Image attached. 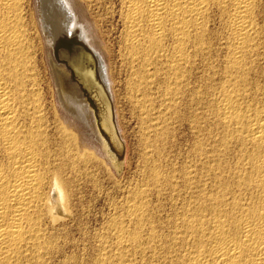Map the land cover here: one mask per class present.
I'll return each instance as SVG.
<instances>
[{"label": "bare ground", "instance_id": "bare-ground-1", "mask_svg": "<svg viewBox=\"0 0 264 264\" xmlns=\"http://www.w3.org/2000/svg\"><path fill=\"white\" fill-rule=\"evenodd\" d=\"M118 2V7H114L112 4L109 6L110 3L105 6L103 0H38L36 18V12L31 9L29 0H0V264L48 263L45 259L52 253L51 249L57 242V240L54 242V236L49 233V229L58 227L67 217H73L70 210H72V201L76 200L74 197L78 195L75 196L74 183L78 175L82 174L80 171L82 167L78 168L80 165L86 163L85 167L95 169L101 163L116 174H120L124 168L127 145L117 121L113 90L115 70L112 71V67L110 69L109 53L103 47L102 39L95 35V31L98 30L96 22L88 24L83 20L88 17L91 10L94 13L93 9L100 7L103 8V12L100 10L102 14L95 13L94 16L91 13L92 17L97 19V24L98 22L104 24L107 20L113 22L117 18L118 26L121 28L119 39L117 38L118 55L115 57L119 65L116 68L118 69L119 66L122 76L126 77L124 82L128 96L126 99L146 116V126L141 122L140 124L144 126L141 127L142 132L145 131L148 136L145 141L147 151L155 145H158L156 150L158 153L160 147L163 148L164 135L169 133L167 131L169 113L172 109L174 111V108L176 112L178 111L179 108L176 107L183 97H188L190 101L186 99L185 102L188 100L191 108L193 106V111L191 110L193 116L190 118L188 116L189 119L193 118L192 123L195 126L193 129H197L200 134L206 132L208 135L205 134L207 138L201 135V139L204 136L205 141L201 142L197 139L196 146L194 142L195 152L190 151L195 153L192 154L198 159L194 163L195 169H201L203 174L197 175L198 173L195 172L194 176L195 173L191 174L188 172L189 169L184 172V167L181 166L183 168L181 179L185 186L182 183L180 185L185 187L186 192L183 191L182 195L179 194L180 192L177 194L181 197L187 193L189 197H183V200H180L182 203L178 200L177 202L181 203L178 204L179 206L172 202L175 198L173 200L169 198L170 202L177 206L174 207L175 209L171 208L176 210L177 218H171L175 221L171 224L166 221L170 224H167L170 229L169 234L163 235V232L166 233L162 231L163 229L162 234L159 232L160 223H164L165 218H161L163 222H160L158 219L160 214L157 216L149 208L151 205H148L153 187L157 189L153 190V193L159 191L156 195L160 197V191L165 184L169 185V188L174 185L169 179L172 176L171 172L169 173L171 176L167 177L168 172L162 174V170L156 168L159 163L168 165L167 156H162L160 152L161 156L166 158L163 159L166 162L157 160V164H154L156 167L148 168L151 171L147 177L153 187L144 188L143 183L141 184L143 188L140 184V188L138 185L137 189L134 187L135 192L129 194H132V197H129L131 199L125 208L126 211L124 210V217L121 214L123 218H119V215L113 219V215L110 217L113 219L112 226L110 223V226L105 224L110 228L113 227L106 243L111 237V243H114L113 246L117 251H114L115 254L109 253L111 255L105 253L102 260L98 258L99 262L96 263L133 264L127 256L134 258L140 255L143 258L149 254L147 261L143 260L144 258L140 260L145 261V264H264V107L256 106L257 97L250 98L252 91L247 92V84L252 82V80L248 82V77L254 68L256 61L254 58L258 57L261 45H264L260 42L261 34L264 35V31L261 32L263 27L261 25H264L261 24L262 20L264 21L261 11L264 0H119ZM215 23H218L219 27H214ZM212 27L216 30L217 27L221 29L223 38H220L219 42H222L219 45L226 51L221 62L224 65H218L222 67L219 70L223 74L222 83L217 80L221 83L220 92L215 89L216 87L213 88L218 91L216 96L219 98L214 96L218 100H214V97L210 100L209 91L212 88L210 89L209 85L215 84L206 82L211 74L208 67L211 69L213 41L217 40V33ZM37 39L44 41L49 48L45 49L44 43L40 48L42 51L38 50ZM44 50L48 57V67L54 86L55 103H50L54 106L52 107L56 119L54 125L49 123L50 119L49 121L47 119L49 109L46 106L45 89L42 87L40 76H37L39 71L37 64L40 59H38V51L42 53ZM216 50L215 52L218 51ZM216 54L219 58L220 53ZM262 57L264 59V55ZM196 66H201L203 69L201 76L197 75V78L200 76L202 82L207 83L203 82L204 85L201 83V87L198 88L195 87L196 83L194 87L189 86L191 73L194 72L192 70ZM260 71L258 72L264 73ZM120 76L118 78H121ZM216 84L218 85V82ZM256 88L259 89L258 85ZM253 98L256 100L253 101ZM197 108L209 112L213 118L206 114L209 118L205 119L199 109L200 113L196 112ZM129 109L131 110V107ZM60 110H63V113ZM174 117L171 116V119ZM210 118L214 125L210 122ZM176 120L179 123L181 121ZM172 129L170 130L174 131V135L175 130ZM212 129L218 131L215 136L213 135L215 131ZM198 131L195 130V133ZM211 131L214 132L212 135L208 133ZM168 135L170 136V133ZM197 135L195 138H200ZM170 140H165L167 141L165 147L170 145L168 144ZM95 143H98L100 148ZM170 151L172 152V149ZM148 152L144 154L147 157V160H144L146 163L149 158L151 160L154 157H152L154 152L151 151L153 154ZM166 154L170 156L171 153ZM154 159L151 162H154ZM157 159L160 160V157ZM188 159L191 161L190 158ZM174 161L172 159V162ZM151 162L149 161L150 165ZM172 167L171 171L175 168ZM188 167L190 168V165ZM84 170L83 174L88 178L90 176V180L93 181L94 174L87 169ZM181 172L179 170V173ZM145 173L144 175H148ZM174 177L171 178L175 179ZM177 178L180 180L179 176ZM95 181L97 182V179ZM75 184L77 185V182ZM175 184L178 187L177 183ZM177 187H174L176 191ZM79 190L81 189L78 188ZM163 198L168 199L166 196ZM77 206L79 207V204ZM87 214L91 215L88 212ZM127 226H132V229L130 227L128 229ZM86 227L88 225H85ZM70 228L73 229L74 226L72 228L71 225ZM62 229L64 232V227ZM105 229L108 230V227ZM55 231L56 229L53 232ZM75 241L78 242L76 239ZM103 244L105 248L110 246L108 245L110 243L107 244L108 247L104 242ZM57 250L58 248L56 252L61 251ZM51 255L54 254H50V259L59 254L56 253V256L52 257ZM72 258L76 259L75 256ZM62 259L67 261L71 258L69 256ZM94 262L90 263L94 264Z\"/></svg>", "mask_w": 264, "mask_h": 264}, {"label": "rangeland", "instance_id": "rangeland-1", "mask_svg": "<svg viewBox=\"0 0 264 264\" xmlns=\"http://www.w3.org/2000/svg\"><path fill=\"white\" fill-rule=\"evenodd\" d=\"M104 1V5L105 6H110L111 4L112 5H114V7H118V4H119V0H103ZM106 1V2H105ZM29 2H31V9L33 10V12H36L35 13V17L37 18V16H38V13H37V5H38V0H29ZM107 3H110V4H108V5H106ZM32 5H33V7H32ZM35 7V8H34ZM102 9L103 8H94L93 9V12L94 13H92V10H91V12H90V14H89V12L87 13V15H88V17L87 18H84L83 20L85 21V22H87L88 24H93V21H94V23L97 25V27H98V30L97 31H95V35L96 36H99L101 39H102V41H103V43H102V45H103V47L105 48V50L107 49V51H108V59H109V62H110V69H112V71L113 70H115V71H113V75L114 76H116L115 78H114V81H113V90H114V97H115V105H116V111H117V121H118V125H119V128H120V130H121V134L123 135V138L125 139V142H126V145H127V153H126V159H125V164H124V168H123V170H122V172L120 173V174H116L115 172H113V171H111L110 170V168L109 167H107V166H105L104 164H98V166H100V167H98V166H96L95 167V169L93 170L91 167H90V169L92 170H90L89 169V167H85V164L83 165V166H79L78 168L80 169L81 167V172H82V174H76L75 173V175H78L79 177H77L78 179H75V183L77 182V185H78V183H79V185L77 186L75 183H74V187H76V188H74V192H76L75 193V196L76 197H74V198H76V200L74 199L73 201L74 202H76V201H78V202H76L75 203V205H74V202L72 201V210H70V212L72 211L73 212V214H72V212H71V215L73 216L72 218H70L71 216H69V217H67V221L66 220H64L63 222H61L59 225H58V227L60 228V229H62L63 227H64V232L65 231H67V233L65 234L64 232H62L63 231V229L61 230V231H59L60 229H58V227L56 228V227H48V228H50L49 229V233L50 234H52L54 237V242H56L55 240H57V244L56 243H54V247L51 249V252L52 253H50V254H54V255H51V257L52 256H56V253L57 254H59L57 257L59 258V259H57V257H52L51 259H50V254L49 255H47V256H49V257H47L46 259H45V261H47L48 263L47 264H49L50 262H52L53 264H56L57 262V264H61V263H63L64 261H65V263H63V264H93V263H90V262H94V264H98V263H96V262H99V260H98V258H100V260H102V258L105 256V253H106V255H111V254H115L114 253V251H117L116 250V247H114L115 245H114V243L112 242L111 243V237L109 238V242L107 241V243H106V240L108 239V235H110L111 236V234H112V229H113V227H109L110 225H111V223L113 224V219H115L116 218V216L117 217H119V215H120V217L119 218H123L124 217V215H125V211H126V207H127V205L129 204V202H130V199L131 198H129L130 196L132 197V194L131 195H129L130 193H133L132 191H134L135 192V188L137 189L138 187L140 188V186H141V184H142V186L145 188H148V187H153V185H150V183H149V180H148V177L147 176H149V172L151 171V170H149V169H152L153 167H156V168H158V170H162L161 171V173L162 172H168L167 174L168 175H166V173H165V175L167 176V177H169V176H171V174H172V176L171 177H174V176H176L177 174H179V175H177V176H179L180 177V180H178L179 178H177V176H176V180H178L177 182H176V180L175 179H172L171 177H169V179H171L173 182H174V185L172 186V187H168L169 185H167V184H165L163 187H162V189H161V195H160V193H159V195H160V197L159 196H157L156 195V192L158 193L159 191H154L155 193H153V190H157L156 188L155 189H151V188H148V189H151V193H150V195H149V198H148V205L150 206L149 208L151 209V211H153L157 216H159V214H160V216L158 217V219L160 220V222H163V219H164V223H160V228H159V232L161 233L162 231H166V233L165 232H163L164 234L163 235H167V233L169 234V232H170V229H169V226L168 225H170L171 223H173V221H175V220H173V219H175V218H177L176 217V210H174L177 206H179L181 203H182V201H180V200H183L182 198L183 197H189L188 195L189 194H187V196H186V194H185V196H184V194H183V196H181L180 197V195H182V192L185 190V187H182L183 185H184V181H183V179H181L182 177H183V168L182 167H184V172L185 171H187V169H189L188 170V172H191V174H194L195 172L196 173H198L197 175H202L203 174V172L201 173V169H195L196 167V165H194V163H196V161H198V159H197V157H195L193 154H195V153H193V152H195V149H194V147L196 146V142L197 141H200L201 140V142H203L202 140H204L205 141V138H207V133L205 132H202V133H204V134H200V132L197 130V129H193V128H195V126H194V124L192 123V119L193 118H191V119H189L190 117H192L193 116V113L191 112V110H192V108H193V106H192V108H191V105H189V103L186 101L185 102V100L186 99H189L188 97H183L182 99H181V102L179 101V103H178V106L176 107L177 109H178V113L176 112V110H175V108H174V111H170V113H169V115H170V118H169V127L167 128V131L170 133V136H172L173 135V132L174 131H171L170 129L171 128H173L172 130H175V134L170 138V136L168 135L169 133H167V131H165L166 133H167V135H164L165 137H164V144L162 145L163 146V148H161L160 147V150H159V153H158V151H156L157 150V147H158V145H155L154 146V148H149L148 149V151L150 152V153H152V152H154V154L152 155V159L151 160H149L148 159V161H147V163L145 162L146 160H147V157H146V155H144V154H147V149H146V144H145V141H146V139L148 138V136H147V134H145L146 132L145 131H143L142 132V128H144V126H146V116L144 115V114H142V112H140V111H138V109L135 107V105H133V103H131V101L130 100H128V99H126V98H128V96H127V88L125 89L124 87H126V85L124 84V82H125V79H126V77H125V75H123L122 76V74L123 73H121L120 72V69H119V66H118V69L116 68L117 67V65H119V62H118V59L116 58L117 57V55H118V52H117V50H118V39H119V31H120V27L118 26V23H117V18L115 19V21H109V20H107V21H105L104 22V24L103 23H99L98 22V24H97V19H95V13H97V15H98V13L99 14H102L101 13V11H102ZM96 10H98V11H96ZM101 10V11H100ZM262 19H264V2H263V4H262ZM103 12V11H102ZM94 14V16L92 17V14ZM90 16V17H89ZM94 18V19H93ZM92 19V20H91ZM109 21V22H108ZM264 24V21L262 20V22H261V24ZM215 25V26H214ZM213 26L214 27H216V26H218L219 27V25H218V23H215ZM261 26H263V27H261V32H263L264 31V25H261ZM115 27V28H114ZM214 27H212V30L213 31H216L215 33H217V35H216V37H217V40H215L214 39V44H213V58H214V60H217V59H219V60H221V61H214L213 60V58H212V60H211V65H210V67H211V69L208 67V70H210V72L209 73H211V74H209V77H208V81H206L207 83H209V82H214V84L215 85H213V83L212 84H210L209 86H211L210 87V89H211V91H209L210 92V100H211V98L213 99V97L214 96H216V95H218V91L220 92V85L219 84H221L222 83V81H223V74H222V72L219 70V69H222V67H220V66H222V65H224V64H222L221 62H223V60H224V57H225V52L226 51H224V49H222L221 48V46L219 45L222 41H220L219 42V40H221L223 37H222V35H221V29L220 28H218L217 27V30H216V28L215 29H213ZM118 28V29H117ZM113 29V30H112ZM220 29V30H219ZM107 30V31H106ZM112 31H113V33H112ZM117 31V32H116ZM106 32H108V33H106ZM114 32H115V34H114ZM264 33V32H263ZM109 34V35H108ZM108 35V36H107ZM112 35V36H111ZM218 35H221V37L220 36H218ZM263 34H261V41L260 42H262V44L264 43V35L262 36ZM110 36V37H109ZM117 36V37H116ZM118 38V39H117ZM221 38V39H220ZM100 39V40H101ZM107 39V40H106ZM109 39H110V41H109ZM38 40H40V39H37V43H38V45H39V49L38 50H40V48H41V46H42V44H44L45 42L44 41H39L38 42ZM112 40V41H111ZM115 40H116V42L117 43H115ZM109 41V42H108ZM215 41H218L217 43L215 42ZM218 44V45H217ZM45 45L46 46H44V48L45 49H48L49 47H48V45L45 43ZM111 45V46H110ZM106 46V47H105ZM113 46V47H112ZM116 46V47H115ZM215 46H217V47H215ZM264 47V45H261V48H260V52H259V55H257L258 57H256V58H254V60L256 59V61H254L255 63H254V65H253V67L255 68V69H257V70H255L253 67V71L254 72H256V73H254L252 70H251V72H250V74H249V77H248V82H251V81H249V80H252V82H251V84L250 83H248L247 85H248V90L246 89V86H245V89L247 90V92L248 93H250L251 91V95H250V98H252V97H254V98H256V99H252L253 101H255V104H256V106H258L259 108H262V107H264V92H262L261 93V91H264V90H261V89H264V73L262 74V73H259L258 71H262V72H264V70H262L263 68H264V59H263V55H264V49H263V47ZM116 49H115V48ZM215 48V49H214ZM218 51H217V50ZM222 49V50H221ZM262 49V50H261ZM215 50L217 51V52H215ZM40 51H42V50H40ZM111 51V52H110ZM115 51V52H114ZM223 51V52H222ZM263 52V53H262ZM41 53V52H40ZM39 53V51H38V59L40 60H38V66H37V70L39 69V71H40V73H38L39 71H37V76H40V78L39 77H37V78H39L40 79V81L41 82H43V83H41L42 84V87L45 89V96H46V106H47V108L49 109V110H47L48 111V113H47V115L49 116V117H47V119H48V121H49V119H50V121H49V123H51V124H53L54 125V122L56 121V119H55V117H54V114H53V110H52V107H54L53 106V104L55 103L53 100H55L54 99V97H53V84H52V77H51V72H50V69H49V67H48V57H47V55H45L46 53H45V50L40 54ZM113 53H115V54H113ZM216 53H220V54H222L223 53V55H221L220 56V54H219V58H218V54H216ZM261 53V54H260ZM40 54V55H39ZM111 54H112V57H111ZM217 55V57H216V55ZM115 55H116V57H115ZM261 55V56H260ZM260 56V57H259ZM42 57V58H41ZM221 57V58H220ZM44 58H45V60H44ZM114 59V60H113ZM117 59V60H116ZM261 59V60H260ZM263 59V60H262ZM44 60V61H43ZM258 61H260L261 62V64H260V62H258ZM42 62H44V64L42 63ZM47 62V63H46ZM112 62V63H111ZM114 62V63H113ZM213 62H215V63H213ZM218 62V63H217ZM258 62V63H257ZM116 63V64H115ZM118 63V64H117ZM263 63V64H262ZM214 66H213V65ZM220 64V66H218ZM47 65V66H46ZM216 65V66H215ZM261 65V66H260ZM218 66V67H217ZM259 66H260V68H259ZM112 67V68H111ZM198 67V68H197ZM201 66H196L193 70H192V72L194 71L195 72V74H194V72L193 73H191V77H192V79H191V81H190V87H194V85H195V83H196V85H195V87H201V83H202V85H204V84H207L206 82H204V84H203V82H202V78L200 77L201 76V74H202V71H203V69H202V67L200 68ZM214 67H215V69H214ZM261 67H262V69H261ZM201 69V70H200ZM259 69V70H258ZM199 71V72H197V71ZM216 72H215V71ZM217 70H218V72H217ZM118 71V72H117ZM260 71V72H261ZM201 72V73H200ZM214 72V73H213ZM253 72V73H252ZM120 73V74H119ZM219 73V74H218ZM116 74H118L121 78H118L119 76H117ZM192 74H194L193 76H192ZM216 76H215V75ZM253 74H255V75H253ZM196 75V76H195ZM197 75H200V76H198V78H197ZM213 75V76H212ZM252 75V76H251ZM261 75H263V76H261ZM218 76V77H217ZM251 76V77H250ZM254 76V77H253ZM123 77H124V80H123ZM200 81V79H201V81L200 82H198V80ZM212 79V80H210V79ZM257 80H259V81H257ZM261 78V79H260ZM115 79H118V81L117 80H115ZM197 80V81H196ZM210 80V81H209ZM216 82H215V81ZM217 80H219V81H217ZM254 80V81H253ZM261 80H263V81H261ZM195 81V82H194ZM257 81V82H256ZM261 81V82H260ZM120 82H122V83H120ZM198 82V83H197ZM218 82V85L216 84ZM255 82V83H254ZM200 83V84H199ZM258 83H260V84H258ZM119 84H120V86H119ZM121 84H123V85H125V86H123V85H121ZM192 84V85H191ZM198 84V85H197ZM250 84V85H249ZM256 84V85H255ZM200 85V86H199ZM257 85H258V87H259V89L258 88H256L257 87ZM262 85L263 87H260V86ZM119 86V87H118ZM218 86V87H217ZM253 87V88H250V87ZM216 87V88H215ZM123 88L125 89V92H124V90H123ZM213 88H215V89H217L218 91H216V90H214ZM255 88V89H254ZM261 88V89H260ZM47 89V90H46ZM122 89V90H121ZM257 89V90H256ZM121 90V91H120ZM250 90V91H249ZM260 90V91H259ZM121 93H120V92ZM215 93H217V94H215ZM258 93H257V92ZM255 92V93H254ZM123 93V94H122ZM48 94V95H47ZM52 94V95H51ZM124 95L123 97H125L124 99H123V97H122V95ZM126 94V95H125ZM212 94V95H211ZM215 94V95H214ZM255 94H256V96H255ZM259 94V95H258ZM262 94H263V97H262ZM212 96V97H211ZM53 99H52V98ZM56 97V96H55ZM217 98H219V96H216ZM216 97H214V100L216 99V100H218ZM260 100H259V99ZM263 100H262V99ZM123 99V100H122ZM126 99V100H125ZM47 100H48V102H47ZM127 101V102H126ZM189 101H190V99H189ZM213 101V100H212ZM263 101V102H262ZM257 102V103H256ZM260 102H262V103H260ZM50 103H53V104H50ZM132 104V106H133V108H132V106H130L131 104ZM186 103H187V105H186ZM259 103V104H258ZM127 104H129V105H127ZM180 104V105H179ZM258 104V105H257ZM50 105H51V107H50ZM189 106L188 108H189V110H188V108H185L184 106ZM263 105V106H262ZM58 106V105H57ZM129 106V107H128ZM179 106H183L182 108L181 107H179ZM262 106V107H261ZM50 107V108H49ZM59 107V106H58ZM131 107V110L132 109H134V111L132 112L129 108ZM181 108V109H180ZM60 109V108H59ZM182 109H184L183 111H185V112H183L182 111ZM187 111H186V110ZM199 108H197V110H196V112L198 111L199 113H200V111H201V109H199ZM203 109V108H202ZM62 113H63V110H60ZM193 111V110H192ZM135 112V113H134ZM138 112H140V113H138ZM180 112V113H179ZM189 112V113H188ZM191 112V113H190ZM195 112V111H194ZM203 112H205V110L203 111H201V115L204 117L205 116V119L207 118V120H208V118L209 117H211V118H213L212 116V114L211 115H209V112L208 113H204L203 114ZM187 114V115H185V114ZM50 114V115H49ZM176 114H179L178 116L176 115ZM183 114V115H182ZM191 114V115H190ZM206 114H208V116L209 117H207V115ZM65 115H66V113H65ZM169 115H168V117H169ZM176 115V116H175ZM171 116H175L174 118H172L171 119ZM181 116V117H180ZM183 116V117H182ZM186 118H185V117ZM188 116H189V118H188ZM178 117V118H177ZM142 119V121H143V123H142V121H140L141 119ZM182 119L181 121H180V123L178 122V120H176V119ZM209 119V120H211L210 122L212 123V125H214V123L212 122L213 120L212 119ZM54 119H55V121H54ZM140 119V120H139ZM144 119H145V121H144ZM174 119V120H173ZM186 119V120H185ZM172 120V121H171ZM175 120L177 121L176 123H175ZM185 120V121H184ZM190 120V121H189ZM53 123H52V122ZM140 122H141V124H145L144 126L142 125L141 126V124H140ZM145 122V123H144ZM191 122V123H190ZM171 123V124H170ZM187 123H188V125H187ZM185 124V125H184ZM191 124V125H190ZM193 124V125H192ZM170 125H172V127L170 126ZM174 126V127H173ZM142 127V128H141ZM175 128V129H174ZM191 128V129H190ZM171 132H170V131ZM193 130V131H192ZM195 130L196 131H198V133L196 132L195 133ZM213 131H215V133L213 132V131H211V133L210 132H208L210 135H212L213 133V135L215 136L216 134H217V132H216V130H214V129H212ZM191 131L193 132V133H191ZM142 132V133H141ZM213 132V133H212ZM165 133V134H166ZM171 133H172V135H171ZM141 134H145L144 135V137H143V135H141ZM197 134H199V135H197ZM205 134H207V135H205ZM194 135V136H193ZM196 135H197V137H200V138H195L196 137ZM201 135H205L206 137L204 138V136H203V139H201L202 138V136ZM210 135H209V137H210ZM166 136H167V138H166ZM143 137V138H142ZM147 137V138H146ZM194 137V138H193ZM166 138V139H165ZM171 140H170V139ZM143 139V140H142ZM145 139V140H144ZM197 139H199V140H197ZM141 140V141H140ZM165 140H170V141H168V144H170L168 147L166 146H164V145H166L165 144V142H167V141H165ZM197 140V141H196ZM144 141V142H143ZM191 141L193 142V143H191ZM173 142V143H172ZM194 142H195V146H194ZM191 143V144H190ZM143 144L145 145V146H143ZM167 144V145H168ZM205 144V143H204ZM95 145H97L98 147H99V144L97 143H95ZM172 145V146H171ZM192 145H193V148H192ZM177 148H176V147ZM143 147V148H142ZM145 147V148H144ZM170 147V148H169ZM173 147V148H172ZM100 148V147H99ZM143 150H142V149ZM148 148V147H147ZM154 151H153V150ZM162 149H166V151H161ZM168 149V150H167ZM172 149V152L170 151ZM177 149V150H176ZM152 152H151V151ZM193 151L192 153L190 152V151ZM142 151V152H141ZM143 151L145 152V153H143ZM176 151V153H177V155H176V153L174 154V152ZM148 152V153H149ZM160 152H162V156L163 155H165V156H167L166 158H167V162L165 161V160H163V159H166V158H164V157H162L161 156V153ZM168 153V154H170V156L169 155H167L166 153ZM170 152V153H169ZM188 152V153H187ZM143 153V154H142ZM165 153V154H164ZM173 153V154H172ZM192 155V157H191V155ZM159 155L158 157L157 156H155V155ZM187 154H189L188 156H187ZM98 155L99 156H101V154L100 153H98ZM142 155V156H141ZM174 155V156H173ZM143 156H145L146 157V159H144L145 157H143ZM176 156V157H175ZM159 158L160 157V160L159 159H157V158ZM170 157V158H169ZM173 157H175V159L173 158ZM194 157V158H193ZM100 158H102V157H100ZM140 158H143V160L142 159H140ZM156 160H155V159ZM183 158V159H182ZM188 158H190L191 159V161L188 159ZM154 159V162H156V163H154V162H151L152 160ZM162 159V160H161ZM168 159H170V160H168ZM172 159H173V161L174 162H172ZM195 161H194V160ZM84 160V159H83ZM145 160V161H144ZM157 160H158V162H166V163H168V165L166 164V165H164V163H159V166L158 165H154V164H157ZM149 161L152 163L151 165H150V163H149ZM172 162V163H175V165L174 164H172V163H169V162ZM179 161V162H178ZM189 161V162H188ZM193 161V162H192ZM143 162V163H142ZM185 162H186V164H185ZM192 162V163H191ZM149 163V164H148ZM191 163V164H190ZM82 164V163H81ZM148 166H147V165ZM169 164H171V165H169ZM181 164V165H180ZM184 164V165H183ZM102 165V166H101ZM152 165H154V166H152ZM186 165V166H185ZM188 165H190V168L188 167L187 168V166ZM146 166H147V171H146ZM152 168H151V167ZM170 166V167H169ZM173 166V167H172ZM176 166H177V169H176ZM182 166V167H181ZM89 171V172H91L92 174H94V178H93V181H91L90 180V176H89V178H88V176H85L83 173H85V172H83V170L85 169V168ZM145 167V168H144ZM159 167H162V168H164V169H161V168H159ZM171 167L172 168H174V169H172V171H171ZM179 167H181L180 169H179ZM193 167H194V169H193ZM84 168V169H83ZM149 168V169H148ZM168 168H170V169H168V171H167V169ZM185 168H186V170H185ZM86 169L84 170V171H86ZM145 169V170H144ZM96 170V171H95ZM144 170V171H143ZM163 170H165V171H163ZM176 170V171H175ZM179 170H180V172L181 173H179ZM192 170H194L193 171V173H192ZM93 171H94V173H93ZM145 173V171H146V173L145 174H148V175H144V173ZM200 171V172H199ZM171 172V174L169 175V173ZM174 172H176V174L174 175ZM196 173L194 174V176L196 175ZM143 174V175H142ZM162 174H164V173H162ZM180 174H182V175H180ZM81 175V176H80ZM83 175V176H82ZM95 175H96V177H95ZM164 175V176H165ZM143 176V177H142ZM165 176V177H166ZM193 176V175H192ZM83 177H86V179L85 178H83ZM147 177V178H146ZM79 178H83V179H79ZM88 178V179H87ZM97 179V182H98V184H97V182L95 181L96 179ZM147 180H146V179ZM95 179V180H94ZM143 179V180H142ZM144 179H145V181H144ZM76 180H78V181H76ZM175 180V181H174ZM79 181H82V183L81 182H79ZM87 181H88V184H87ZM93 184H92V183ZM146 182V183H145ZM148 182V183H147ZM175 183H177V185H178V187L176 186V184ZM179 183V184H178ZM180 183H182L181 185H180ZM92 184V185H91ZM139 184H140V186H139ZM149 184V185H148ZM81 185H82V187H81ZM137 185H138V187H137ZM141 186V187H142ZM148 186V187H147ZM168 187L167 189H166V187ZM179 186H180V188H179ZM185 186V185H184ZM96 187V188H95ZM135 187V188H134ZM142 187V188H143ZM165 187V188H164ZM174 187H177V191H176V188H174ZM182 187V188H181ZM78 188L79 189H81V190H79L78 191ZM171 188H173V189H171ZM76 189V190H75ZM132 189V190H131ZM180 189H183L182 191L179 190ZM129 190V191H128ZM131 190V191H130ZM170 190H171V193H170ZM174 190V191H173ZM78 191V192H77ZM166 191H168V192H166ZM176 191V192H175ZM81 192H82V194H81ZM173 192V193H172ZM180 192V193H179ZM184 192H186V191H184ZM80 193V194H79ZM128 193V194H127ZM153 193V194H152ZM177 193H179L180 195H178ZM169 194V195H168ZM176 196H175V195ZM80 195V196H79ZM127 195H128V197H127ZM168 195V196H167ZM179 197H178V196ZM155 196V197H154ZM163 196L165 197L166 196V198H168V199H165V198H163ZM174 196V197H173ZM79 197H80V199H79ZM151 197V198H150ZM160 199H159V198ZM126 198H128L129 200H127ZM158 200H157V199ZM165 199V200H163V199ZM169 198H172L171 200H173L174 198V200L172 201L173 203H176V205L174 204L173 205V203L172 202H170L171 200H169ZM81 201V199L83 200V201H79V200ZM177 199V200H176ZM125 200H127L126 202H125ZM180 201L181 203H179V202H177V201ZM152 201V202H151ZM160 201V202H159ZM174 201H176V202H174ZM84 202V203H83ZM151 202V203H150ZM156 202H158V203H156ZM80 203H82V205H83V207H82V205H80ZM126 203V204H125ZM79 204V207L77 206V205ZM179 204V205H178ZM73 205L75 206L74 208H73ZM114 205H116V206H114ZM119 205H120V207H121V205H122V209L119 207ZM123 205H126V206H123ZM165 205V206H164ZM173 207H172V206ZM77 206V207H76ZM87 206V207H86ZM154 206H155V208H154ZM158 206V207H157ZM176 206V207H175ZM89 207V208H88ZM119 207V208H118ZM162 207V209H160L159 210V208H161ZM175 207V208H174ZM77 208V209H76ZM78 208L81 210L82 208V212L80 211V210H78ZM118 208V209H117ZM155 209V211H154V209ZM171 208H174V209H172L171 210ZM85 209H87L86 211H85ZM153 209V210H152ZM156 209H157V211H156ZM73 210H75V211H73ZM90 212H89V211ZM92 210V211H91ZM123 210V211H122ZM125 210V211H124ZM78 211V212H77ZM85 212V214L86 215H84V212ZM115 211V212H114ZM120 211V212H119ZM163 211V212H162ZM80 213V215L79 214H77V213ZM87 212L88 213H90L91 215H89V214H87ZM118 212V213H117ZM161 212V213H160ZM162 213H163V215L164 216H162ZM173 213V214H172ZM174 213H175V215H174ZM74 214H75V217H74ZM121 214L123 215V217L121 216ZM170 214H171V217H170ZM77 215V216H76ZM79 215V216H78ZM89 215V216H88ZM114 215V217H113V219L112 218H110L111 216H113ZM168 215H169V217H168ZM174 217H173V216ZM83 216V217H82ZM162 216V217H161ZM166 216V217H165ZM79 218V221L77 222V220H78V218ZM87 219H86V218ZM93 217V218H92ZM73 218H74V220H73ZM82 218H84V219H82ZM161 218H163V219H161ZM171 218H173V219H171ZM76 219V220H75ZM81 219V220H80ZM86 219V220H85ZM69 220V221H68ZM73 220V221H72ZM83 220V221H82ZM110 220H112V221H110ZM169 220V221H168ZM171 220H172V222H171ZM70 221H72V223L74 224H72ZM85 221V222H84ZM88 221V222H87ZM166 221L167 222H170V224L169 223H166ZM67 222V223H66ZM70 222V223H69ZM82 222V223H81ZM86 222H87V224H86ZM69 223V224H68ZM77 224V226H76V224ZM80 223V224H79ZM85 223V224H84ZM108 223V224H107ZM109 223H110V225H109ZM65 226H64V225ZM68 224V226H66ZM79 224V225H78ZM109 225V226H106V225ZM168 224V225H167ZM71 225H72V228H73V226H74V228L73 229H69V226L71 227ZM84 225V226H83ZM85 225L87 226L88 225V227H86L85 228ZM163 225V226H162ZM167 225V226H166ZM76 226V227H75ZM79 226H81L80 228H79ZM112 226V225H111ZM163 228H162V227ZM62 227V228H61ZM66 227V228H65ZM82 227H84V228H82ZM105 227L107 228L108 227V230L110 229L111 230V233H110V230H109V233H108V230L107 229H105ZM130 227V229H132V226H129ZM129 227L127 226V228L129 229ZM168 230V232H167V230L165 229V228ZM56 229V234L57 235H55V232H53L55 229ZM77 228H79V229H81L80 231H79V229H77ZM88 228H90L89 230H88ZM102 228H104V229H102ZM67 229V230H66ZM127 229V230H128ZM163 229V230H162ZM58 230V231H57ZM88 232H87V231ZM100 230V231H99ZM162 230V231H161ZM69 231V232H68ZM73 231V232H72ZM90 231V232H89ZM99 232V234L101 235H99L98 234V232ZM102 231V232H101ZM104 231V232H103ZM106 231V232H105ZM128 231H130V230H128ZM58 232L60 233V234H58ZM62 232V233H61ZM95 232V233H94ZM70 233V234H69ZM81 233H84L85 235L83 236V234H81ZM88 233V234H87ZM82 236H80V235ZM87 234V235H86ZM95 234H96V236H95ZM162 234V233H161ZM51 235V236H52ZM58 235H60V236H58ZM67 237H66V236ZM90 235H93L92 237L90 236ZM57 236V237H56ZM68 236H70V237H68ZM87 236V238H85ZM101 238H100V237ZM56 237V238H55ZM81 237V241L79 242V238ZM90 239H89V238ZM94 237V238H93ZM98 238V240L96 239V238ZM58 238V239H57ZM63 238V239H62ZM76 240H78V242L77 241H75V239ZM61 241H60V240ZM72 239V241L70 242V240ZM83 239V240H82ZM84 239H85V241L87 242V241H89V242H87V243H85V241H84ZM91 239H93V241L91 240ZM99 239L102 241H100L99 242ZM103 239H105V240H103ZM65 240V241H64ZM98 242H97V241ZM64 241V242H63ZM75 241V242H74ZM61 242V243H60ZM77 242V243H76ZM103 242L106 244V247H108V245H110V246H113V247H108V248H105V245L103 244ZM63 243V244H62ZM64 243H67V244H64ZM71 243V244H70ZM73 243V244H72ZM99 243H100V245H99ZM108 243H110V244H108ZM104 246H103V245ZM108 244V245H107ZM112 244V245H111ZM59 245H61V246H59ZM63 245V246H62ZM56 246H57V248H58V250L57 251H60V252H56ZM73 246V247H72ZM104 250H103V249ZM55 249V250H54ZM111 249V250H110ZM53 250V251H52ZM64 250V251H63ZM95 250V251H94ZM100 250H103V251H100ZM113 251V252H112ZM56 252V253H55ZM93 252V253H92ZM104 252V253H103ZM109 253H111V254H109ZM95 254V255H94ZM70 256V258L71 259H67V261L66 260H63L62 258H69V256ZM94 255V256H93ZM100 255H102V256H100ZM149 255V254H148ZM148 255H146L145 257H141L140 255H136V256H140V258H136V256L134 257V258H132L130 255V257L129 256H127L128 257V260H131V261H133L132 263L133 264H141V263H143V264H145V261H143V260H145L146 259V261H147V259H148V257L150 256H148ZM72 256L74 257L75 256V258L76 259H74L73 260V258H72ZM96 256H99V257H96ZM93 258H95L94 260H92ZM96 258H97V260H96ZM132 258V259H131ZM136 258V259H135ZM143 259V260H140V259ZM55 259H57L56 261H54ZM50 262H49V261ZM53 260V261H52ZM61 260V261H60ZM76 260V261H75ZM137 260V261H136ZM139 260H140V262H139ZM44 261V262H45ZM60 261V262H59ZM69 261H70V263H69ZM73 261V262H72ZM52 263H50V264H52ZM154 263V262H153ZM44 264H46V263H44ZM156 264V263H155Z\"/></svg>", "mask_w": 264, "mask_h": 264}]
</instances>
